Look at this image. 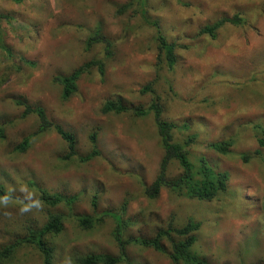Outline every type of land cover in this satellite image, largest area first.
Segmentation results:
<instances>
[{
	"label": "rangeland",
	"instance_id": "rangeland-1",
	"mask_svg": "<svg viewBox=\"0 0 264 264\" xmlns=\"http://www.w3.org/2000/svg\"><path fill=\"white\" fill-rule=\"evenodd\" d=\"M235 15L241 24L225 22L214 37L201 32ZM154 21L174 45L172 66L158 47ZM96 28L111 42L108 56L101 43L86 47ZM90 62L75 91L63 98L58 78ZM147 84L151 90L142 92ZM15 99L41 107L71 132L75 153L64 158L66 143L53 129L31 135L38 119L21 117L23 105ZM107 101L130 110L103 113ZM152 102L176 125L175 137H193L188 148L194 166L203 156L229 174L221 200L167 188L156 198L144 196L163 150L152 111L137 116L131 109ZM25 136L28 143L20 150ZM259 137L264 138V0H144V6L140 0H0V186L6 195L0 197V249L59 214L63 230L46 236L51 264H73L76 254L118 253L112 237L118 217L126 222L124 238H148L171 219L179 225L191 218L201 222L194 250L211 264H264ZM225 140L231 141L225 154L208 146ZM93 148L97 154L83 159ZM180 171L169 162V176ZM43 194L66 200L52 206ZM102 210L110 216L96 228L76 227L75 214ZM125 248L128 262L118 264H173L152 248L134 242ZM3 264H42V257L21 244Z\"/></svg>",
	"mask_w": 264,
	"mask_h": 264
},
{
	"label": "trees",
	"instance_id": "trees-1",
	"mask_svg": "<svg viewBox=\"0 0 264 264\" xmlns=\"http://www.w3.org/2000/svg\"><path fill=\"white\" fill-rule=\"evenodd\" d=\"M141 6H144V0H140ZM128 7L127 4L120 6L119 12L125 11ZM225 22L238 25L241 24V18L237 15L227 18L223 17L215 23L208 25L201 29L202 33H208L211 37H214V31L222 26ZM156 31V40L158 42L159 49L165 50V58L167 65L172 66L175 62L174 45L168 44L164 37L159 33L157 22L151 23ZM86 47L89 48L93 44L101 43L104 46V52L108 56L111 54V42L103 34L100 29L96 28L91 35L85 40ZM90 63H85L80 67L74 69L70 74L59 77V82L62 85V97L67 98L76 88V81L86 70L89 69ZM97 65L98 72L102 75L104 63L102 61L94 62ZM151 85L144 86L143 91L151 90ZM15 99V104L23 105L21 117H26L29 114H34L38 119V125L36 130L31 134H36L41 130L53 129L60 138L66 143L67 153L64 158H70L75 153V137L74 135L65 130L61 125L50 121L44 110L39 106L27 104L25 101ZM130 110L127 106H124L120 102L107 101L101 107L103 113L110 111L113 112H126ZM133 114L139 116L145 114L148 111H152L154 123L156 126V132L159 136L160 146L163 150V157L159 163V170L157 171L154 179L150 184L146 186L143 194L148 199L156 198L162 188H167L171 192L185 195L189 198H197L203 200L219 199V194L224 191L226 187V180L229 174L225 171H219L217 168L211 167L205 162V158L198 161V166H194L190 159L194 156L193 152L188 148L190 142H193V137L189 136L185 139L177 138L174 136L175 124L164 120L161 117V107L158 103L152 102L147 108H133L131 109ZM96 132L91 133L90 138L93 145H95ZM29 136H25L22 142L19 144L20 150L25 149L28 143ZM259 146L264 145V138L259 137ZM231 141H218L208 144L210 148H214L219 153L225 154L229 149ZM255 153L260 155V151L256 149ZM97 154L95 148L92 152L87 154L83 159H88L91 156ZM251 152L244 153L241 157L244 161L248 160V156ZM175 161L180 168L179 174L176 176H169L168 165L169 162ZM260 162L264 164L263 158ZM168 164V165H167ZM195 167H198L195 169ZM3 188L0 186V197H5ZM40 198L49 205H56L62 202L61 196H46L43 194ZM70 202V199H67ZM225 204V203H224ZM93 205H96L95 202ZM110 210H102V212H95L92 214H75L74 223L80 230H92L96 228L103 221L104 217H109ZM121 213V212H119ZM122 218V215H121ZM123 219V218H122ZM115 221L114 231L112 237L117 245L118 253L112 255L106 252H88L84 254H76L72 257L73 264H118L119 262H128L125 247L128 243L134 242L143 248H152L155 251L164 254L173 264H211L206 256L198 251L194 250V246L197 241L198 233L200 232L201 222L194 219H188L182 224H175L172 219L168 221L166 226L158 228L155 233L148 238H124L125 221ZM63 216L55 214L49 217L47 222L40 228H28L26 234L20 239L16 240L11 245H5L0 249V264H3L13 255V251L21 244L30 245L35 248L42 257V264H51L52 262V248L46 241V236L50 234H57L63 230Z\"/></svg>",
	"mask_w": 264,
	"mask_h": 264
},
{
	"label": "clouds",
	"instance_id": "clouds-1",
	"mask_svg": "<svg viewBox=\"0 0 264 264\" xmlns=\"http://www.w3.org/2000/svg\"><path fill=\"white\" fill-rule=\"evenodd\" d=\"M28 207H29V206H26L23 210H24V211H27V210H28Z\"/></svg>",
	"mask_w": 264,
	"mask_h": 264
}]
</instances>
